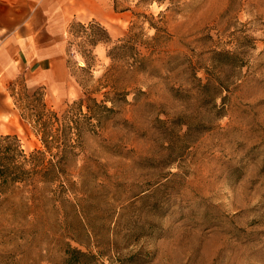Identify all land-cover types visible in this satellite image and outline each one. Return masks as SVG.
<instances>
[{"label":"rangeland","instance_id":"obj_1","mask_svg":"<svg viewBox=\"0 0 264 264\" xmlns=\"http://www.w3.org/2000/svg\"><path fill=\"white\" fill-rule=\"evenodd\" d=\"M115 5L128 12L99 24L107 44H87L95 23L67 26L62 83L0 78L2 145L60 167L0 196V264H264V0ZM149 24L161 54L127 77L128 104L101 124L85 117L86 91L115 72L107 52L132 25L151 40ZM40 98L58 118L50 152L32 116Z\"/></svg>","mask_w":264,"mask_h":264},{"label":"crops","instance_id":"obj_2","mask_svg":"<svg viewBox=\"0 0 264 264\" xmlns=\"http://www.w3.org/2000/svg\"><path fill=\"white\" fill-rule=\"evenodd\" d=\"M127 12L115 0H0V78L26 69L62 83L67 26L78 20L113 27Z\"/></svg>","mask_w":264,"mask_h":264},{"label":"trees","instance_id":"obj_3","mask_svg":"<svg viewBox=\"0 0 264 264\" xmlns=\"http://www.w3.org/2000/svg\"><path fill=\"white\" fill-rule=\"evenodd\" d=\"M90 23H95L96 26H98V32L101 38L90 39L87 41V44L92 47L99 43L107 44L110 39L106 29L99 25V23ZM80 27L83 28L81 25ZM148 28L154 29L155 31L151 40L141 41L139 34L132 33L134 30V25H132L129 27L128 34L123 39L118 40L117 45L107 52V57L116 63V67L113 68L115 72L112 75L107 73L104 76L105 80H100L95 88L86 91L85 99H81L79 102L81 107L84 101L87 103L85 108L89 116L85 114V117L95 116L98 124H101L107 121L111 116L118 115L121 108L128 104L127 97L135 87L132 88L127 77L133 73H146L147 64H151L155 61V59H152L154 55L161 54L158 44L160 30L151 24L148 25ZM141 48L149 52L148 56L142 55L140 52ZM82 57L85 60L86 69H91V62L87 60V57H84V55H82ZM193 78L202 89L209 88V80L201 84V80L195 76V73ZM139 93L144 95L141 91H139ZM93 95H100L102 99L97 100ZM134 100L136 101V98H134ZM107 103H109L110 106H108ZM36 108L39 112L32 116L35 117V123L39 127L41 141L46 148L45 152H50L52 149L48 140V138L51 137L50 129L52 124L50 121H52L53 118L58 121V118L54 112L46 110V105L43 103L42 98L38 100ZM71 123L76 126V130H79L76 122L74 123L72 121ZM89 126L97 127V125ZM9 139H11L9 136H0V196L5 193L9 186L15 183L26 184L34 181L36 177H40L42 180L53 181L58 177V168H60L58 164L52 161L46 164L39 162L44 152L37 151L27 155L20 149L19 145L15 147L11 145H2L3 141ZM12 139L17 141L16 138Z\"/></svg>","mask_w":264,"mask_h":264}]
</instances>
